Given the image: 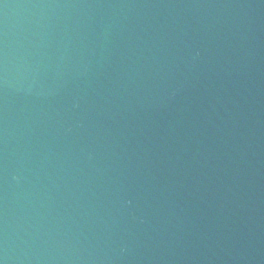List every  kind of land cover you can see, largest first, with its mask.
<instances>
[{
	"label": "water",
	"instance_id": "obj_1",
	"mask_svg": "<svg viewBox=\"0 0 264 264\" xmlns=\"http://www.w3.org/2000/svg\"><path fill=\"white\" fill-rule=\"evenodd\" d=\"M225 0H0V264H191Z\"/></svg>",
	"mask_w": 264,
	"mask_h": 264
}]
</instances>
